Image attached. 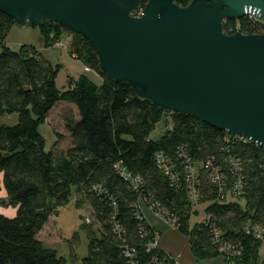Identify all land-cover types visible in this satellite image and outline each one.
<instances>
[{"label": "trees", "instance_id": "trees-1", "mask_svg": "<svg viewBox=\"0 0 264 264\" xmlns=\"http://www.w3.org/2000/svg\"><path fill=\"white\" fill-rule=\"evenodd\" d=\"M190 1L175 3L184 7ZM251 22L243 17L236 28L234 20H226L223 32L264 34ZM13 24L0 11V111L18 117L14 126L0 127V264H66L36 236L74 194L77 206L90 205L99 225L89 221L80 228L87 240L80 264H174L170 254L151 244L153 232L139 212L141 202L165 211L183 232L192 210L207 203L205 218L188 232L191 250L245 264L257 259L256 234L264 235L263 149L189 115L162 111L99 70L100 85L81 76L73 87L58 91L49 62L38 51L29 46L12 51L2 44ZM38 28L45 42L52 30L63 34L51 22ZM72 37L79 39L72 51L90 56L98 69L89 43ZM57 103L77 112L62 115L70 144L61 156L45 150L38 129ZM163 118L165 131L153 141L150 133ZM160 155L165 165L158 162ZM189 164L195 166V201L188 188ZM212 174L222 177L221 186ZM77 238L75 233L70 250Z\"/></svg>", "mask_w": 264, "mask_h": 264}, {"label": "water", "instance_id": "water-1", "mask_svg": "<svg viewBox=\"0 0 264 264\" xmlns=\"http://www.w3.org/2000/svg\"><path fill=\"white\" fill-rule=\"evenodd\" d=\"M142 2L0 0V11L17 26L51 22L83 37L100 73L138 98L264 150V34L223 32L226 20H264V0Z\"/></svg>", "mask_w": 264, "mask_h": 264}, {"label": "rangeland", "instance_id": "rangeland-1", "mask_svg": "<svg viewBox=\"0 0 264 264\" xmlns=\"http://www.w3.org/2000/svg\"><path fill=\"white\" fill-rule=\"evenodd\" d=\"M140 12L134 14L139 17ZM252 20V19H251ZM236 28L238 20H234ZM254 27L264 29V22L256 23L252 20ZM53 31V30H52ZM48 32V40L42 36L38 27L30 24L17 26L13 24L6 32L2 44L12 51H17L21 46H29L38 51L49 62V75L53 77L55 87L58 91L73 87V81L81 76H86L96 85L101 84V77L97 67L91 61L90 56H84L79 52L72 51L71 44L79 39L72 37V34L65 33L53 34ZM78 36V35H77ZM87 42V41H86ZM61 44L58 46V44ZM96 54V53H95ZM66 111H72L76 116V109L67 103H57L49 114L39 122L38 129L45 141V150H52L56 156H61L69 147L70 139L67 133L62 115ZM17 113L3 109L0 111V127L14 126L17 123ZM165 131L164 118L158 121L152 132L150 139L159 140ZM242 203V202H241ZM147 207L141 203V207ZM207 203L198 205L192 210L188 219V232L196 224L205 218ZM149 208H144L146 220L154 227L158 245L162 246L173 259L178 258L180 264H245L237 262L236 259L226 258L218 254L204 256L201 253H194L190 248L188 232L179 231L159 217L154 216ZM92 221L93 227L99 225L94 221L91 207L88 203L80 202L76 205V196L72 195L67 205L57 209V212L50 216L48 223L43 230L36 236V239L43 247L54 249L58 256H62L66 264H80L81 260L87 255V240L84 232L80 229L83 224H88L86 220ZM77 233V243H74L70 250L72 236ZM264 258V242L258 247V256L253 263L261 264Z\"/></svg>", "mask_w": 264, "mask_h": 264}, {"label": "built area", "instance_id": "built-area-1", "mask_svg": "<svg viewBox=\"0 0 264 264\" xmlns=\"http://www.w3.org/2000/svg\"><path fill=\"white\" fill-rule=\"evenodd\" d=\"M250 19L254 20L255 22H264V20H257V19H254V18H251L249 17ZM61 44L59 43L58 46H60ZM244 139V138H242ZM245 140V139H244ZM247 141V140H245ZM158 162L160 164H163L165 165L166 163V159L163 155H160L159 158H158ZM167 171H169L168 169H166ZM187 180L189 181L190 185H189V194H190V199L195 201L198 197V194H197V190L194 186L195 184V177H194V173H195V166L193 164H189L188 165V168H187ZM211 180L213 182H215L217 184V186H221V183H222V177L219 176L218 174H212L211 175ZM137 181V180H136ZM138 182V181H137ZM146 205H148V207L157 215L159 216L165 223L171 225L172 227L176 228V220L173 218V217H165V215H167V213L165 211H162L161 209L158 210V211H155L154 210V206L150 203V202H145ZM87 222H89V220L87 219L86 220ZM256 238L260 241V242H264V235L261 234V233H257L256 234ZM151 244L153 246H156L157 245V240H156V233H153V237H152V240H151ZM174 264H179L178 263V258L174 259Z\"/></svg>", "mask_w": 264, "mask_h": 264}, {"label": "crops", "instance_id": "crops-1", "mask_svg": "<svg viewBox=\"0 0 264 264\" xmlns=\"http://www.w3.org/2000/svg\"><path fill=\"white\" fill-rule=\"evenodd\" d=\"M0 180H1V176H0ZM141 203L144 204V205H146V203H144V202H141ZM141 203L139 204V212H140V214L143 216V218H144L146 224L152 229V232H153V233H156V232L154 231V227H153V226H152V225L146 220L145 214H144V212H143V209H144V208H149V207H148V205H146L147 207L144 206V208H143V207H141ZM149 209H150V208H149ZM149 209H148V210H149ZM150 210H151V209H150ZM151 212L153 213L154 216H156L155 213H154L152 210H151ZM3 214L6 215V216H8V215L11 216L10 213H3ZM165 224H166V223H165ZM157 245H158V241H157ZM158 247L161 248V249H163L164 251H166L162 246H160V244L158 245ZM179 264H180V263H179Z\"/></svg>", "mask_w": 264, "mask_h": 264}]
</instances>
